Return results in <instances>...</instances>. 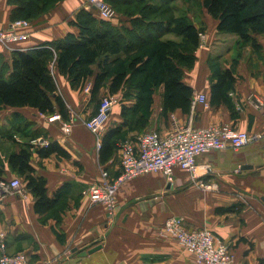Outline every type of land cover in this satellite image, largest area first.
<instances>
[{"label":"crops","instance_id":"1","mask_svg":"<svg viewBox=\"0 0 264 264\" xmlns=\"http://www.w3.org/2000/svg\"><path fill=\"white\" fill-rule=\"evenodd\" d=\"M87 2L61 1L31 21L27 38L16 43L13 50H27L69 33L78 34L79 28L71 21L80 9L88 10ZM14 7L9 0H0V29L13 21ZM89 11L100 17L95 9ZM181 13L203 29L195 63L184 68V82L192 86L193 93H205L210 100L213 74L230 68L236 81L229 91L234 95L229 96L243 108L236 117L226 104L211 103L209 107L199 104L193 114L177 109L164 115L160 87L153 93L151 127L164 134L173 128L175 119L194 126L231 123L248 131L252 141L238 149L211 150L200 155L195 175L206 186L191 180V174L181 169L176 170L172 184L159 171L121 182L116 192L117 214H111L106 204H93L83 190L102 180V169L118 178L122 172L120 156L100 162L96 135L85 126V120L97 110L91 92L73 88L70 80L55 69L58 93L73 118L69 133L63 129L65 120L52 121V114L40 113L36 108L0 110L1 127L9 126L14 112H20L30 123L28 133L22 134L25 140L17 137L21 144L50 139L70 153L68 158L58 154L41 158L32 148L31 164L38 175L46 178L49 196L60 191L61 197L49 212L38 213L34 195L24 183L25 196L7 195L0 200V232L6 233L7 253L25 252L29 264H197L175 240L158 232L166 218L180 215L188 229H209L227 243L233 264H264V110L249 101L251 94L264 96V23L256 31L249 28L250 36L245 39L236 33L218 31V19L207 11L203 0L192 7L183 4ZM13 50L0 42V55L8 63ZM93 69L89 82L94 80L98 65L94 64ZM101 91L104 96L111 95L108 84ZM121 100L113 106L109 128L123 121ZM138 132L131 130L129 136L135 137ZM35 133L38 137L33 138ZM18 148L17 142L0 136L1 177L17 176L9 166L8 155ZM97 245L101 247L89 253ZM83 251L87 254L81 255Z\"/></svg>","mask_w":264,"mask_h":264},{"label":"trees","instance_id":"2","mask_svg":"<svg viewBox=\"0 0 264 264\" xmlns=\"http://www.w3.org/2000/svg\"><path fill=\"white\" fill-rule=\"evenodd\" d=\"M61 1L9 0L15 5L12 19L24 17L33 21ZM105 1L116 7H129L123 12L125 23L113 24L83 8L71 21L79 28L78 34L69 33L64 38L27 50H13L10 63L0 55V108L29 106L43 114L59 113L65 121L70 118L69 108L58 93L55 69L70 80L73 88L83 89L94 74L93 65H98L94 80L90 82L91 99L96 98L107 84L109 93L123 94V121L110 127L102 136L99 149L101 163L117 155V144L128 137L123 135L131 131L134 114L136 118H142V123L149 119L153 93L158 86L163 88L164 115L177 109L183 113L190 112L193 88L183 80L184 68L193 67L195 50L203 31L187 15L180 14L177 19L170 16L173 0ZM203 4L218 19L220 32L236 33L247 39L249 28L256 31L259 24L264 23L263 0H203ZM171 35L181 37L182 42L169 37ZM151 62L153 74H147ZM140 74L144 75L142 80ZM235 81L232 69L215 71L210 98L213 106L226 104L233 117L238 115V111L229 91ZM131 84L134 92L128 90ZM146 124L138 129L141 131ZM27 125L30 123L23 115L14 112L9 118V126H0V136L9 140L13 137L20 146L9 153V166L33 193L35 211L45 213L58 204L61 193L57 191L54 197L49 196L46 178L38 175L31 164L32 148L41 158L52 154L68 158L70 153L50 139L47 146L21 144L16 136L25 134ZM36 137L38 133L33 135Z\"/></svg>","mask_w":264,"mask_h":264},{"label":"built area","instance_id":"3","mask_svg":"<svg viewBox=\"0 0 264 264\" xmlns=\"http://www.w3.org/2000/svg\"><path fill=\"white\" fill-rule=\"evenodd\" d=\"M264 1V0H263ZM88 10L95 9L100 18L113 21L116 12L105 0H88ZM31 20L18 18L7 27L0 29V42L10 50L14 45L22 42L28 36ZM203 34L200 33V36ZM91 90L88 82L84 88ZM230 96L234 92L229 93ZM249 101L259 110H264V96L251 94ZM116 97L106 95L97 111L85 120V126L96 135V146L100 149L102 136L109 129L113 106ZM199 104L210 106V100L205 93L194 92L191 98L190 113L193 114ZM236 110L242 111V105L236 103ZM50 120L62 119L59 113L52 114ZM176 120V119H175ZM173 121V128L167 133H160L156 129H146L135 137L119 141L118 153L120 155L121 175L114 179L107 169L101 170L102 180L92 183L83 190L93 204H106L111 214L116 213V192L121 182L139 177L151 172H162L166 182L172 184L177 169L185 170L191 174V180L201 186V181L195 172L198 168V157L211 150L233 148L238 149L249 144L253 136L246 130H240L231 123L212 126H194L180 124ZM73 118L64 121L63 129L66 133L71 130ZM48 140H33L34 145L47 146ZM27 190L23 179L14 176L11 179L0 178V200L7 195L25 196ZM158 232L175 240L197 264H233V253L227 243L218 238L211 230L198 228L190 230L185 226V219L180 215H171L159 226ZM0 264H29L28 254L18 252L7 253V236L0 232Z\"/></svg>","mask_w":264,"mask_h":264},{"label":"rangeland","instance_id":"4","mask_svg":"<svg viewBox=\"0 0 264 264\" xmlns=\"http://www.w3.org/2000/svg\"><path fill=\"white\" fill-rule=\"evenodd\" d=\"M159 1V0H158ZM158 1H156V3H158ZM107 2V1H106ZM160 2V1H159ZM108 3V2H107ZM197 3H198V0H173L172 2H171V9H170V16H173L175 19H177L178 18V15H180V14H182L181 13V6L183 5V4H186V5H189V7H192L193 5H197ZM109 4V6L112 8V9H114V11L116 12V16H115V19L113 20V22H119L118 24H120V23H125V20H126V15L123 13L124 12V10H126L127 8H129V7H127V6H118V7H116V6H114V5H112V4H110V3H108ZM182 4V5H181ZM120 8V9H119ZM20 18H24V17H20ZM121 26V25H120ZM174 39L176 40V41H179V42H182V38L181 37H174ZM151 47L149 46V49H150ZM152 66H153V62H151L150 64H149V67H148V71H146V73L148 74V73H150V74H153L152 73ZM151 70V71H150ZM143 76L144 75H142V74H140V79L142 80L143 79ZM138 78V77H137ZM86 86V85H85ZM133 87V85L131 84V86L128 88V90H129V92H134V91H132V90H134V87ZM157 87V86H156ZM85 88V87H84ZM83 88V89H84ZM105 88H106V86H105ZM160 88V86H158L156 89H159ZM155 89V90H156ZM102 92V91H101ZM100 92V94L96 97V98H94L93 100H92V102H93V105H94V107L95 108H97L98 109V107L100 106V104H101V102H102V99L105 97L104 95V93H101ZM115 94V93H114ZM110 95V94H109ZM111 95H113L112 93H111ZM119 96V98L118 97H116V103H118V100L119 99H122V92L121 93H119L118 94ZM118 99V100H117ZM115 103V104H116ZM2 108H0V110H1ZM151 114H152V111H150V114L148 115V120L146 121H144V123H142V118H136V116H135V114H134V116L131 118V123H130V129L131 130H138L139 132H138V134H140V133H142L144 130H146V129H155V128H152L151 127V125H150V123H151ZM147 122V124H146V126H145V128H143L141 131H140V129H138V128H140V127H142L145 123ZM150 125V126H149ZM29 127L27 126V128L25 129V131H24V133L26 134V133H28V131H27V129H28ZM30 130H32V128H30ZM23 134V133H22ZM22 134H18L16 137H18V138H20V139H23V140H25V138L23 137V135ZM123 136H128L127 138H129V137H131V135L129 136V131H126L125 133H124V135ZM124 138H122V140H123ZM11 140L12 141H14V138L13 137H11ZM122 140H120V141H122ZM15 142V141H14ZM119 151L117 150V154H118V156H120L119 155V153H118ZM119 160H120V157H119ZM117 212V211H116ZM117 214V213H116Z\"/></svg>","mask_w":264,"mask_h":264},{"label":"water","instance_id":"5","mask_svg":"<svg viewBox=\"0 0 264 264\" xmlns=\"http://www.w3.org/2000/svg\"><path fill=\"white\" fill-rule=\"evenodd\" d=\"M100 247H101V245H97V246H95L94 248H92V249L89 250V253H92V252L96 251V250L99 249ZM86 254H87V251H83V252L81 253V255H86Z\"/></svg>","mask_w":264,"mask_h":264}]
</instances>
